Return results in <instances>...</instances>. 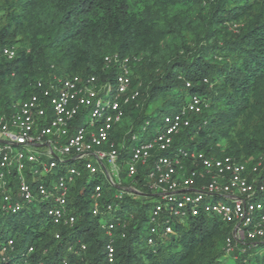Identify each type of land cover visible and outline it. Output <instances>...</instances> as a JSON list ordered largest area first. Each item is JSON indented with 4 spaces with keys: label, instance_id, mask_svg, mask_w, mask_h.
Masks as SVG:
<instances>
[{
    "label": "trees",
    "instance_id": "16d2710c",
    "mask_svg": "<svg viewBox=\"0 0 264 264\" xmlns=\"http://www.w3.org/2000/svg\"><path fill=\"white\" fill-rule=\"evenodd\" d=\"M195 2L19 1V13L9 16L14 21L0 28V45L15 44L21 31L31 35L32 40L30 48L17 47L18 53L13 59L0 61V107L9 110L7 106L31 93L38 77L47 76L52 70L93 74L98 76L99 81L114 82L117 67H107L104 56L118 52L130 57L133 83H140L138 100L145 98L144 106H139L138 100L128 103L123 122L113 129L112 138L122 150L121 162L130 155V145L135 143L134 134L139 136V140L153 138L156 131L152 129L162 124L163 115L181 110L194 93H198L204 101L203 110L191 115L190 126L184 127L175 136L173 149L195 148L210 156L232 155L245 162L242 151L250 155L264 151V135L255 131L250 144L246 143L241 149L235 147L234 151L235 148H229L226 153L220 152L216 142L231 134V126L240 114L254 108L251 111L253 115L261 106L264 14L261 13L250 25L240 26L235 33L227 29L225 21L239 18L241 10L250 0H220L212 14H198L200 19H196L194 36L198 40L212 38L215 41L224 36V44L216 42L193 49L184 39V54L160 66L152 57L159 38L152 4L191 8ZM187 25L193 30L192 20ZM146 52L147 55L141 56L142 60L150 67L153 64L158 68H154L148 78H142L134 74L133 66L141 53ZM187 82L191 86L187 87ZM256 93L258 100L252 103L251 98ZM160 99L164 101L155 105L154 102ZM261 155L259 172L264 175V155ZM255 162L247 163L253 165ZM150 168V164L141 165L138 173L129 177L123 167V184H132L140 191L127 192L121 201L122 206L117 208L116 214L125 220L126 226L115 228L113 237L101 226L99 217L93 216L90 211V190L96 183H103L101 173L96 178H89L84 172L72 187L70 205L77 215L74 226L52 225L42 205L13 214L0 211V234L15 235L17 238L14 253L6 255V259L0 255V264H58L63 258L68 264H264V237L240 243L229 254L226 252V239L233 235V229L219 216L200 215L186 223L174 222L175 232L161 235L153 243H148L149 216L156 205V200L150 201L149 198H159L149 186L147 174ZM186 168L194 166L187 161ZM107 190L106 197L112 200L115 187ZM14 216L17 219H13ZM28 216L34 219L29 220L28 227L18 233V228L27 222ZM57 230L61 238L54 235ZM111 240L115 247L112 262L108 260V249L105 247ZM30 244L34 246L32 252L27 250ZM258 249L263 252L257 253Z\"/></svg>",
    "mask_w": 264,
    "mask_h": 264
},
{
    "label": "built area",
    "instance_id": "2783aa9c",
    "mask_svg": "<svg viewBox=\"0 0 264 264\" xmlns=\"http://www.w3.org/2000/svg\"><path fill=\"white\" fill-rule=\"evenodd\" d=\"M17 53L15 44L0 45V61L13 59ZM104 61L107 67H117L114 82L99 81L93 74L52 70L38 77L31 93L7 106L9 110L0 107V211L13 214L42 205L52 225L74 226L77 215L70 205L72 187L84 172L89 178L101 173L109 187L102 182L91 187L90 211L93 216L106 217L99 221L113 237L115 228L126 226L116 214L121 201L127 192L140 191L123 184V167L126 175L134 177L139 166L150 164L149 186L159 198L149 216L148 243L175 232L174 222L186 223L200 215L219 216L232 225L233 235L226 239L228 254L240 243L263 238L261 160L249 165L232 155L217 157L195 148L173 149L175 136L190 126L191 115L203 110L204 101L198 93L190 95L181 110L165 113L153 138L139 140L134 134L130 155L120 161L122 150L112 132L123 122L125 106L138 100L140 83H133L128 55L112 52ZM187 161L194 168L187 169ZM113 187V199L109 200L107 189ZM54 235L62 236L59 230ZM16 239L15 235L0 234L3 259L14 253ZM81 247L85 249L84 244ZM105 247L108 260L114 261L112 240ZM33 249L31 244L27 248L28 252ZM58 264L68 263L63 258Z\"/></svg>",
    "mask_w": 264,
    "mask_h": 264
},
{
    "label": "rangeland",
    "instance_id": "374dc122",
    "mask_svg": "<svg viewBox=\"0 0 264 264\" xmlns=\"http://www.w3.org/2000/svg\"><path fill=\"white\" fill-rule=\"evenodd\" d=\"M19 1L21 0H0V28L7 25L9 21H14L13 19H9V16L12 13H19L21 6H19ZM193 7L188 6H172L168 5L166 7L160 6L159 4H152V9L155 19V27L158 31V46L154 47L153 54L148 52L154 60L160 63V66H164L167 61L171 60L176 56H180L184 54V45L183 40L185 39L189 46L194 48H199L201 46H208L212 43H219V45H223L225 40L224 36L219 38L218 41L213 40L212 38L198 40L195 38L194 34L196 30V19L200 17V15L204 16L203 14H212L214 8L218 5L220 0H196ZM242 14L239 18L231 19L225 21L227 29L234 31L237 33L239 31L240 26H244L247 24H251L253 21L257 20L258 17L264 14V0H250L247 2L246 8L241 10ZM200 14V15H198ZM199 16V17H198ZM200 19V18H199ZM192 20L193 30H191L187 23L188 21ZM199 26V25H198ZM18 36L16 37L15 44L17 45L18 49H27L30 48V43L32 40V36L26 34L24 31L18 32ZM227 38V37H226ZM216 43V44H217ZM218 49V48H216ZM147 55L146 53H141V55L136 60L137 62L134 63L133 72L137 76H141L142 78H148L152 73L155 71L154 68H158V66L152 67L148 65L147 62L142 60L141 56ZM56 58L58 55L55 56ZM150 74V75H149ZM142 82V80H140ZM262 93L260 98V108L252 115L251 111L254 108H249L246 112L240 114L234 125L231 126V134L226 137H221L217 140L216 144L220 148L221 153H226L229 148L240 147L243 148L246 143L250 144V138L254 136V132L256 131L258 135H264V81L262 82ZM261 92V91H259ZM254 97L251 98L252 103L257 102V98L259 95L256 93L253 95ZM164 99H160L157 102H154L155 105L161 103ZM145 98L140 97L138 100V105L144 106ZM157 126H154L152 131H155ZM236 150L233 149V151ZM241 152V151H240ZM264 155V151H260V153L255 152V154H248L242 151V157L245 162L254 163L259 158ZM258 156V159H257ZM263 158V157H262ZM264 161V158H263ZM114 175V173H113ZM115 176V175H114ZM117 178V177H116ZM108 179L104 178L103 184L106 188L108 184ZM264 198V197H263ZM217 201H225L227 200L222 197H216ZM150 201H155L156 196H151L149 198ZM104 216H100L98 219L100 221H105ZM13 219H17V216H14ZM34 218L28 216L27 222L20 228H18L17 232L21 233L24 231L28 225L29 220ZM43 223L39 226L41 229ZM263 251L261 249L257 250V253L261 254ZM227 255V253H226Z\"/></svg>",
    "mask_w": 264,
    "mask_h": 264
}]
</instances>
